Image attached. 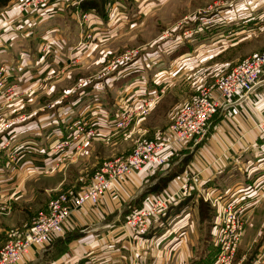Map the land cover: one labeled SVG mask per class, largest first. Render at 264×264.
I'll use <instances>...</instances> for the list:
<instances>
[{"label":"crops","instance_id":"obj_1","mask_svg":"<svg viewBox=\"0 0 264 264\" xmlns=\"http://www.w3.org/2000/svg\"><path fill=\"white\" fill-rule=\"evenodd\" d=\"M80 1L49 0L38 10L20 15L14 23L0 28V65L6 64L10 74L19 78L20 85L41 76L37 72L43 57L46 67H53L61 60L69 62L79 55L77 44L82 29L76 15L81 11ZM112 4L121 10V0H112ZM221 12L224 25H232L234 29L244 23L254 28L264 26V0H240ZM90 17L94 20L85 27L92 31L94 39L103 35L100 31L115 30V23L104 24L94 14ZM66 27L71 28V33L64 31ZM236 37L231 43L239 40ZM56 44L61 46L56 49ZM164 49L147 53L140 65L139 83L133 81L112 105L103 101L100 90L83 89L78 98L59 106V111L46 121L43 131L38 128L23 131V128L11 135L10 141L19 153L15 165L4 159L3 150L0 155V247L46 210V203L39 199L42 194L31 183L38 182L36 178L42 180V173L53 170L55 162L73 157L80 149V143H76L64 154L49 153V146L67 135L66 125L92 121L91 125L100 129L97 133L109 139L120 132L115 125L132 107L172 92L181 65L176 67L172 49ZM184 59L185 56L179 61ZM262 120L264 83L260 82L243 103L213 117L206 135L196 145L173 147L163 153L161 161L147 165L105 192L96 206L85 205L73 210L64 224L63 235L53 237L48 246L30 248L17 264H216L214 259L210 260L216 246L213 240L219 235L220 213L229 204L241 208L239 219L245 224L246 235L253 230V240L244 245V248L251 247L257 235L264 231V210L261 211L264 208V133L257 129V123ZM160 134L152 135L151 140ZM55 176L50 179L54 185ZM190 176H196L198 181L190 196L174 200L182 182ZM62 177L54 189L44 190V196L50 197L64 183L68 186L70 180H76L68 172ZM92 178L78 176L83 185L73 192L87 187ZM158 198L172 199L167 210L147 219V231L137 234L126 224L127 220L148 210ZM29 204L36 206L31 208ZM204 205L210 206L206 207L209 213L212 208L213 223L204 222L206 217L205 214L202 217L201 211ZM24 215L30 218L24 219ZM254 221L260 223L253 228L250 223L254 226ZM206 236L212 237L208 243L201 238ZM243 251L240 249L245 257L246 251ZM256 263L264 264V260Z\"/></svg>","mask_w":264,"mask_h":264},{"label":"rangeland","instance_id":"obj_2","mask_svg":"<svg viewBox=\"0 0 264 264\" xmlns=\"http://www.w3.org/2000/svg\"><path fill=\"white\" fill-rule=\"evenodd\" d=\"M237 1L240 0H121V10H118L112 0H105L100 8L103 9L104 18L98 12L79 11L76 15L77 23L83 29L77 44L80 52L75 56L76 59L69 62L67 59L61 60L56 63L58 66L46 67V59L43 57L44 61L37 72L41 76H37L36 81L29 84L26 80L23 86L19 84L18 77L10 74L6 64L0 65V69H3L0 70V147L3 149L4 159L11 165L17 163L19 151L10 141L11 135L16 131L23 128V131L28 128L43 131L48 123L46 121L59 111V106L74 97L78 98L83 89L100 90L103 101L112 105L117 102L120 94H124L125 89H129L133 81L139 83L140 65L147 53L165 51L164 48L169 47L175 53L176 67L181 65V71L176 75V84L171 88L172 92L159 95L146 109L132 107L129 112L133 116L127 126L123 129L116 128L120 132L109 139L97 133V129H100L92 126V121H86L94 135L80 142V149L76 150L73 157L55 162L53 170L42 173V180L36 178L38 182H32L31 185L38 188L42 194L39 199L47 205L61 193L80 189L83 183L78 176L92 177L103 161L123 157L139 141L151 140L156 133H165L181 107L187 102L190 104L193 101L191 99L198 97L202 90H214L218 81L234 66L264 50V26L254 28L252 24L244 23L234 29L232 25H224L221 11ZM27 2L28 0H0V28L14 23L20 15L28 13L29 11H22L26 9ZM95 2L90 5L99 3ZM92 14L104 24L108 21L115 23V30L108 33L100 31L103 35L94 39L92 31L85 27L94 20L90 17ZM65 29L67 34L71 33V28ZM235 36L241 42L231 43ZM60 46L55 45L56 49ZM183 56L187 59L185 63L186 59L179 61ZM1 153L2 151L0 155ZM66 172L71 178L75 177V182L70 180V185L66 186V182L52 191L50 197L44 196V190L55 187ZM52 176H55V185L50 180ZM35 206L28 205L31 208ZM37 207L39 210V206ZM206 207L210 206L204 205L201 208L206 217L204 222L213 223L214 212L211 208L209 213ZM263 210L264 208L261 211ZM23 217L30 218L26 215ZM259 223L255 222L254 226L253 222L250 224L254 228ZM244 228L243 223L230 264H257L258 260H264V231L257 235L254 245L244 248L254 238L251 235L253 230L246 235ZM250 229L252 228L248 230ZM243 237L246 238L244 241ZM201 238L208 243L212 237ZM218 241V237L213 240L217 254ZM240 249L246 251L245 257H242ZM214 261L216 263V257Z\"/></svg>","mask_w":264,"mask_h":264},{"label":"built area","instance_id":"obj_3","mask_svg":"<svg viewBox=\"0 0 264 264\" xmlns=\"http://www.w3.org/2000/svg\"><path fill=\"white\" fill-rule=\"evenodd\" d=\"M47 1L49 0H28L27 10L22 11L38 10ZM80 26L83 29L81 24ZM0 70L3 71L2 68ZM261 75H264V50L234 66L218 81L214 90H202L194 101L181 107L165 133L157 139L139 141L129 154L100 163L91 183L80 192H64L52 198L45 212L37 215L26 229L16 232L3 245L0 250V264H17L30 248L50 245L53 237L64 234V224L73 210L85 205L96 206L105 192L114 189L116 184L142 171L147 165L161 161L164 152L189 143L196 145L206 135L213 117L249 98L256 86L263 82ZM156 98L157 96L144 100L138 109L148 108ZM132 116V112L122 115L115 128H125ZM257 129L264 133V120L257 123ZM65 132V137L49 146V153L64 154L74 144L94 135L90 124L84 120L66 125ZM2 150L0 147V152ZM197 183L196 176H190L182 182L179 193L173 199L190 196ZM170 199L172 198L155 199L148 210L136 218H130L126 224L134 228L137 234L143 235L147 231V219L167 210ZM240 211L241 208L236 204H229L220 213L216 264H230L232 260L243 226L239 219Z\"/></svg>","mask_w":264,"mask_h":264},{"label":"trees","instance_id":"obj_4","mask_svg":"<svg viewBox=\"0 0 264 264\" xmlns=\"http://www.w3.org/2000/svg\"><path fill=\"white\" fill-rule=\"evenodd\" d=\"M103 1H105V0H81L80 3H79L78 8L81 11L89 12V11L92 10L93 12H98L100 15H103L102 14L103 13V11H102L103 9H100L101 6H102V3H104ZM106 1H108V0H106ZM93 2H95V3L99 2L100 6L98 7L99 3L91 6L90 4L93 3ZM101 17L104 18V15L101 16ZM202 217H203V213H202ZM215 255H217V249L216 248H215V251L212 252V256H211L210 260L214 259V257H216Z\"/></svg>","mask_w":264,"mask_h":264},{"label":"bare ground","instance_id":"obj_5","mask_svg":"<svg viewBox=\"0 0 264 264\" xmlns=\"http://www.w3.org/2000/svg\"><path fill=\"white\" fill-rule=\"evenodd\" d=\"M261 76H263L262 81H263V83H264V75H261Z\"/></svg>","mask_w":264,"mask_h":264}]
</instances>
